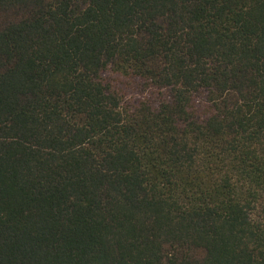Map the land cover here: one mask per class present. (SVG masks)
<instances>
[{"label": "trees", "instance_id": "16d2710c", "mask_svg": "<svg viewBox=\"0 0 264 264\" xmlns=\"http://www.w3.org/2000/svg\"><path fill=\"white\" fill-rule=\"evenodd\" d=\"M0 264H264V0H0Z\"/></svg>", "mask_w": 264, "mask_h": 264}]
</instances>
